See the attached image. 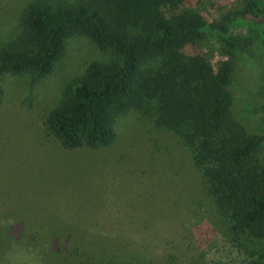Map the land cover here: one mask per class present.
<instances>
[{
  "label": "rangeland",
  "instance_id": "374dc122",
  "mask_svg": "<svg viewBox=\"0 0 264 264\" xmlns=\"http://www.w3.org/2000/svg\"><path fill=\"white\" fill-rule=\"evenodd\" d=\"M24 1L0 0V33L14 29ZM191 4L208 21L236 13L229 19L235 30L251 21L241 14L242 0ZM201 49L214 67L219 60H234L231 112L247 130L259 129L264 123L260 43L252 56L232 55L217 33H206ZM114 57L110 49L74 33L48 75L2 73L0 264H201L227 252L232 264H264V239L244 250L219 245L213 253L212 247L197 259L203 249L195 244L196 227L210 225L218 235L222 220L189 153L141 110L118 116L113 138L97 148L67 149L46 130L44 117L64 83L90 64ZM256 157L264 159V143ZM169 255L174 261H159Z\"/></svg>",
  "mask_w": 264,
  "mask_h": 264
},
{
  "label": "trees",
  "instance_id": "16d2710c",
  "mask_svg": "<svg viewBox=\"0 0 264 264\" xmlns=\"http://www.w3.org/2000/svg\"><path fill=\"white\" fill-rule=\"evenodd\" d=\"M242 3L251 21L235 30L229 19L236 13L208 21L191 0H25L14 29L0 33V81L2 73L48 75L74 33L113 51L111 61L92 63L64 83L43 124L67 149L105 146L114 120L130 109L171 131L223 223L218 235L210 225L196 227L203 249L197 259L212 247L244 250L264 239V159L256 157L264 123L249 131L231 112L234 60L214 67L201 49L204 35L217 33L232 55H254L257 42L264 52V0ZM224 254L201 264H232Z\"/></svg>",
  "mask_w": 264,
  "mask_h": 264
},
{
  "label": "flooded vegetation",
  "instance_id": "af4514ba",
  "mask_svg": "<svg viewBox=\"0 0 264 264\" xmlns=\"http://www.w3.org/2000/svg\"><path fill=\"white\" fill-rule=\"evenodd\" d=\"M263 56H264V54H263Z\"/></svg>",
  "mask_w": 264,
  "mask_h": 264
}]
</instances>
